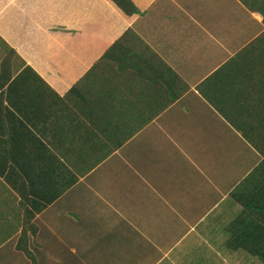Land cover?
I'll use <instances>...</instances> for the list:
<instances>
[{"label": "crops", "instance_id": "1", "mask_svg": "<svg viewBox=\"0 0 264 264\" xmlns=\"http://www.w3.org/2000/svg\"><path fill=\"white\" fill-rule=\"evenodd\" d=\"M131 1L0 0V264H255L264 0Z\"/></svg>", "mask_w": 264, "mask_h": 264}, {"label": "trees", "instance_id": "2", "mask_svg": "<svg viewBox=\"0 0 264 264\" xmlns=\"http://www.w3.org/2000/svg\"><path fill=\"white\" fill-rule=\"evenodd\" d=\"M111 1L127 16L138 12L131 0ZM230 196L241 204L242 210L225 228V246L234 252H245L264 264V202L260 203L262 197L259 194L254 195V198L240 197L238 192H232Z\"/></svg>", "mask_w": 264, "mask_h": 264}, {"label": "rangeland", "instance_id": "3", "mask_svg": "<svg viewBox=\"0 0 264 264\" xmlns=\"http://www.w3.org/2000/svg\"><path fill=\"white\" fill-rule=\"evenodd\" d=\"M228 252H231V251H229V250H227ZM234 252V251H233ZM236 252V251H235ZM245 257H246V259H254V261H255V264H261V262L259 261V260H257L256 258H254V257H252V256H249L248 254H246V253H242ZM237 255V254H236ZM238 255H241V253L240 254H238ZM243 264H247V262L245 261V262H243Z\"/></svg>", "mask_w": 264, "mask_h": 264}]
</instances>
